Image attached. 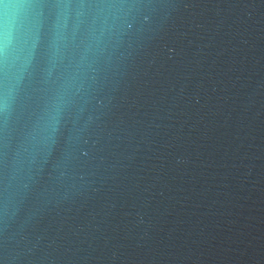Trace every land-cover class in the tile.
<instances>
[{"label": "water", "instance_id": "obj_1", "mask_svg": "<svg viewBox=\"0 0 264 264\" xmlns=\"http://www.w3.org/2000/svg\"><path fill=\"white\" fill-rule=\"evenodd\" d=\"M34 2L0 264H264V0Z\"/></svg>", "mask_w": 264, "mask_h": 264}, {"label": "clouds", "instance_id": "obj_2", "mask_svg": "<svg viewBox=\"0 0 264 264\" xmlns=\"http://www.w3.org/2000/svg\"><path fill=\"white\" fill-rule=\"evenodd\" d=\"M41 5L34 0H0V20L3 22L2 47L6 72V88L0 97V110L9 108L20 77L29 67L40 42ZM9 57L13 69L11 82L7 77Z\"/></svg>", "mask_w": 264, "mask_h": 264}, {"label": "snow or ice", "instance_id": "obj_3", "mask_svg": "<svg viewBox=\"0 0 264 264\" xmlns=\"http://www.w3.org/2000/svg\"><path fill=\"white\" fill-rule=\"evenodd\" d=\"M2 27H3V22L0 20V35H2Z\"/></svg>", "mask_w": 264, "mask_h": 264}]
</instances>
